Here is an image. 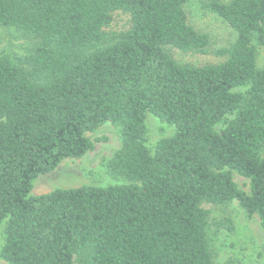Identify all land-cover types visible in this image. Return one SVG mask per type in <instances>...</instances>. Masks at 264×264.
<instances>
[{"label": "trees", "instance_id": "trees-1", "mask_svg": "<svg viewBox=\"0 0 264 264\" xmlns=\"http://www.w3.org/2000/svg\"><path fill=\"white\" fill-rule=\"evenodd\" d=\"M186 2L0 0V26L31 41L0 53L5 264H218L203 203L236 200L264 230V0L204 4L235 38L201 65L169 52H210ZM118 14L127 17L117 29ZM147 112L174 127L152 148ZM105 122L120 145L104 167L122 182L30 193L39 175L83 156L85 133Z\"/></svg>", "mask_w": 264, "mask_h": 264}, {"label": "rangeland", "instance_id": "rangeland-1", "mask_svg": "<svg viewBox=\"0 0 264 264\" xmlns=\"http://www.w3.org/2000/svg\"><path fill=\"white\" fill-rule=\"evenodd\" d=\"M209 0H188L184 4L187 22L195 29L208 34L210 52H184L176 48H169L173 59L179 63L201 65L215 63L222 58L214 51L225 47L235 38V32L215 13L211 12L205 3ZM227 1V0H221ZM126 15L118 14L113 27L124 25ZM31 46V41L24 38L14 27L0 26V53H24ZM257 63L264 64V46L257 45ZM147 145L152 148L156 141L169 136L174 127L152 113L146 114ZM85 136L92 142V147L79 158L63 159L53 170L39 175L33 181L31 194H39L57 187H74L84 184L107 185L122 182V179L111 177L105 167V161L120 145V134L116 126L105 122L93 132H86ZM232 178L239 188L249 192V179L232 172ZM209 210L211 236V250L218 264L229 261L238 264H264V230L256 213L248 215L236 200L225 205L203 203ZM229 219L232 229H227L217 222ZM216 226L218 229H216ZM3 242V229L0 226V248ZM0 264H5L0 256Z\"/></svg>", "mask_w": 264, "mask_h": 264}]
</instances>
